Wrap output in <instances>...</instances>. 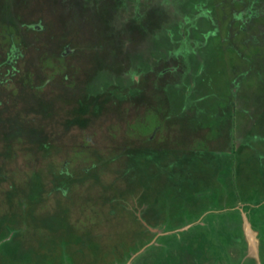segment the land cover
Wrapping results in <instances>:
<instances>
[{"label":"rangeland","instance_id":"374dc122","mask_svg":"<svg viewBox=\"0 0 264 264\" xmlns=\"http://www.w3.org/2000/svg\"><path fill=\"white\" fill-rule=\"evenodd\" d=\"M0 264H264V0H0Z\"/></svg>","mask_w":264,"mask_h":264},{"label":"trees","instance_id":"16d2710c","mask_svg":"<svg viewBox=\"0 0 264 264\" xmlns=\"http://www.w3.org/2000/svg\"><path fill=\"white\" fill-rule=\"evenodd\" d=\"M16 56H17V54H16ZM232 111H234V109L232 110ZM232 113V114H231ZM229 118L230 119H232L234 116H235V114H236V112L234 113V112H229ZM213 116V115H212ZM211 119H213V117H207V120L206 119H202L201 121H204L205 120V123L206 124H208L209 123V127H211L212 128V126L213 125H211L210 123V120ZM208 121V122H207ZM232 121V120H231ZM230 121V122H231ZM220 135V133L218 134V136ZM224 135V134H223ZM213 137H215V135H212V137H211V139L213 138ZM230 137V140H231V135L229 136ZM233 141V140H232ZM232 141H231V143H232ZM235 151H236V149H234V148H232V150L229 152V153H231V154H236L235 153ZM237 152V151H236ZM229 153L228 152H226L225 150H221V151H211V152H207V154L209 155V156H212L213 154V156H214V159H216V161H220L221 159V161L223 162V161H228V160H223V157H228V155H229ZM226 154V155H225ZM223 155V157H219V159L218 158H216L215 156H222ZM261 155H263V154H261ZM260 155V156H261ZM185 161H186V163H189V160H187V158L185 159ZM221 162V163H222ZM217 164H220V163H218V162H216ZM213 166H214V164H213ZM178 167H180V165L178 166ZM229 167V166H228ZM228 167L226 166V165H223V168H221L220 169V172H221V178L220 177H218V175L217 176H215L216 177V179L215 178H213V176H211V174H209V176H208V173H206L205 175H201L202 177L200 178V179H202V181H203V183H204V187L202 188V189H205V194H204V196L206 195V196H208V198L210 197V198H213L214 197V195L218 192H221L222 191V189H221V186L224 184H222L221 185V183H220V181H222L221 179H223V178H225V173H224V171L226 172V173H228V171H227V169H228ZM177 168V165L175 164V167L173 168V169H176ZM173 169H172V171H171V174L170 175H173V176H177V172L178 171H173ZM179 169V168H178ZM224 171H223V170ZM245 174V173H244ZM185 175H187V174H185ZM189 175H191V174H188L187 176L189 177ZM244 176V175H243ZM245 176H246V174H245ZM191 177V176H190ZM250 178H249V182H250V180H251V178H252V176H249ZM210 178V179H209ZM218 178H220L219 180L220 181H218ZM212 179V180H211ZM223 182V181H222ZM208 186V187H207ZM206 187V188H205ZM223 187V186H222ZM210 190H212L213 191V193H212V196H211V194H210ZM246 190H247V195H248V190H249V187H248V189L246 188ZM204 191V190H203ZM202 193H204V192H202ZM222 197V196H221ZM223 198V197H222ZM251 198V197H250ZM252 198H257L256 200H255V202H254V204L255 205H257L258 203L256 202L257 200H259L258 198V196H253ZM251 198V199H252ZM238 219H240V218H238ZM242 229V228H241ZM240 229V232H242L243 230H241ZM242 235V234H241ZM128 238H129V236H128ZM240 238H242V236L240 237ZM121 246H123L124 248H125V253L126 254H131L133 251H135L136 250V248H137V246H134V243H133V246L132 245H129V246H125V245H120V247ZM122 247V248H123ZM58 250H61L60 248H58ZM255 261V260H254Z\"/></svg>","mask_w":264,"mask_h":264},{"label":"water","instance_id":"95a60500","mask_svg":"<svg viewBox=\"0 0 264 264\" xmlns=\"http://www.w3.org/2000/svg\"><path fill=\"white\" fill-rule=\"evenodd\" d=\"M244 219H245L244 220V231L246 233V236H247L248 241L251 242V239H249V238H251L252 228L250 227L249 223L246 221V218L245 217H244Z\"/></svg>","mask_w":264,"mask_h":264}]
</instances>
